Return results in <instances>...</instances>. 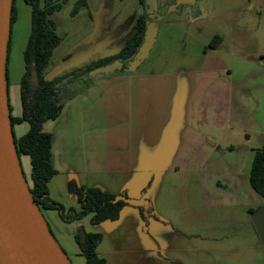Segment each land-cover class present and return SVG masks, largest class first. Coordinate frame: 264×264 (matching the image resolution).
<instances>
[{"label": "crops", "instance_id": "obj_1", "mask_svg": "<svg viewBox=\"0 0 264 264\" xmlns=\"http://www.w3.org/2000/svg\"><path fill=\"white\" fill-rule=\"evenodd\" d=\"M249 7H264V0H250ZM242 40L216 31L204 49L212 62L101 76L44 122L57 171L50 197L67 208H79L67 187L71 179L148 199L144 189L152 169H200L199 176L167 189L158 185L151 201L157 217L146 224L153 228V256L130 264H264V245L253 223L264 213V198L250 182L254 151L264 146V51H244ZM14 86L12 114L20 116L19 82ZM28 129L27 121L14 124L16 137ZM106 173L112 175L101 179ZM119 174L127 180L120 182ZM165 194L172 197L162 202ZM127 208L140 216L136 205L122 211ZM215 210L219 217L212 222ZM90 217L70 222L77 231Z\"/></svg>", "mask_w": 264, "mask_h": 264}, {"label": "rangeland", "instance_id": "obj_2", "mask_svg": "<svg viewBox=\"0 0 264 264\" xmlns=\"http://www.w3.org/2000/svg\"><path fill=\"white\" fill-rule=\"evenodd\" d=\"M87 1L88 5L81 6L78 12L73 14L76 0H66L62 7L51 15L62 41L55 48L44 74L53 77L74 72L77 75L70 81L72 86L80 85L88 78L86 72L89 64L97 62L100 65L96 67H99L118 58L120 49L136 28L137 18L145 12L140 0ZM249 2L250 0H199L200 10L196 15H193L190 9L180 14L168 15L161 21L154 47L138 70L184 68L206 61L212 62L213 60L206 58L204 49L216 31L242 38L244 51H264V7L250 8ZM16 7L18 15L12 27L8 56L12 104L18 94L14 84L19 82L25 71L24 49L31 31L32 12L31 5L24 0H16ZM226 44H229V41L220 47L222 53ZM225 58L230 59L229 56ZM20 160L24 173L30 180L29 158L22 154ZM200 172V169L183 166L152 169L147 174L144 192L151 202L155 193L159 194L160 186H167V189L173 182L179 183L184 178L197 177ZM108 175L112 174L106 173L100 177L107 180ZM118 178L120 182L127 180V176L123 174H119ZM165 195L162 202H165L168 196L172 197ZM41 209L72 264H85V257L74 238L75 225L64 221L56 209ZM130 209L132 208L121 211L119 219L115 221L92 224L88 218L85 220V228L102 234L103 238L97 251L109 262L140 263L149 261L153 256L155 245L150 236L153 228H148L140 216ZM211 216L212 222L214 218L219 217L217 210L211 211Z\"/></svg>", "mask_w": 264, "mask_h": 264}, {"label": "trees", "instance_id": "obj_3", "mask_svg": "<svg viewBox=\"0 0 264 264\" xmlns=\"http://www.w3.org/2000/svg\"><path fill=\"white\" fill-rule=\"evenodd\" d=\"M24 1L31 5L32 12L31 31L24 49L25 71L19 81L22 104V114L20 116L12 114L9 69L7 73L13 130L15 123L22 121L29 123L27 132L20 137L15 135V140L19 157L22 154L30 157L31 179L28 180L31 191L41 208L56 209L64 221L70 222L88 214H91L90 222L92 224L115 221L119 219L123 207L130 204L122 199L113 201L116 194L98 186L79 184L74 179L68 181V190L76 195L79 208H67L61 202L50 197L49 182L57 171L51 161L52 134L44 130L43 124L46 120L54 119L60 114L66 99L99 78L90 75L89 71L100 64L93 62L88 65L86 72L88 78L84 79L80 85H70L71 79L77 75L74 72L47 77L44 70L49 65L55 48L62 41V36L57 33L56 22L51 15L54 11L59 10L66 0ZM140 2L144 5V0H140ZM86 5H88L87 0H76L72 13H77L81 6ZM17 15L16 0H13L12 27L17 20ZM146 21L147 14L144 12L137 18L136 28L120 49L118 59L127 62L133 58L143 42ZM217 38H219L218 35L214 37V40H217ZM120 72L126 71L121 70ZM250 182L252 187L264 198V146L258 147L254 151ZM124 195L126 194L124 193ZM136 207L145 225L149 218L157 217L154 214L151 202L146 198L143 204L136 205ZM74 238L85 257V264H106L105 257L97 252V247L103 238L100 232L87 231L83 226H80Z\"/></svg>", "mask_w": 264, "mask_h": 264}, {"label": "water", "instance_id": "obj_4", "mask_svg": "<svg viewBox=\"0 0 264 264\" xmlns=\"http://www.w3.org/2000/svg\"><path fill=\"white\" fill-rule=\"evenodd\" d=\"M198 0H175L169 12L182 13L179 5H195ZM148 13L158 0H144ZM13 0H0V264H72L36 202L18 154L9 107L8 55L11 38ZM191 10V8H190ZM146 21L143 42L127 63L115 59L96 67L90 75L101 77L125 70L133 72L148 58L160 31V20ZM124 200L141 205L144 199L118 194L113 201ZM253 223L264 245V213Z\"/></svg>", "mask_w": 264, "mask_h": 264}, {"label": "flooded vegetation", "instance_id": "obj_5", "mask_svg": "<svg viewBox=\"0 0 264 264\" xmlns=\"http://www.w3.org/2000/svg\"><path fill=\"white\" fill-rule=\"evenodd\" d=\"M174 2H175V0H173V1H169V0H158V7H157V9L153 10L151 13H148L147 12L146 7L144 5L145 13L147 14V20L148 19H151L149 17V14H153L154 15L153 19H156L157 20L159 17H161V20L159 21L161 23V21L163 19H165L168 15L174 13V12H169L168 11L169 8L171 7V5L174 4ZM198 5H199V0H198V2L195 5L182 4V5H179L178 7H180L181 10H182V12H184L187 9H190V8H191V10H193ZM198 7H200V6H198ZM121 60H123V59H121ZM123 62H124V64L127 63L124 60H123Z\"/></svg>", "mask_w": 264, "mask_h": 264}]
</instances>
